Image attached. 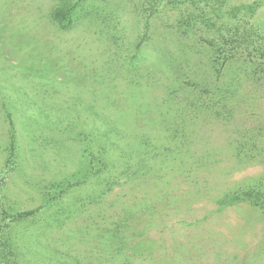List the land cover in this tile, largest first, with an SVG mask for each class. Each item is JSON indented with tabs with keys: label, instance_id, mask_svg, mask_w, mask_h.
Wrapping results in <instances>:
<instances>
[{
	"label": "rangeland",
	"instance_id": "374dc122",
	"mask_svg": "<svg viewBox=\"0 0 264 264\" xmlns=\"http://www.w3.org/2000/svg\"><path fill=\"white\" fill-rule=\"evenodd\" d=\"M56 2L0 0V170H12L0 204L36 210L0 235L18 263L264 264V213L219 208L264 196V0H204L197 36L176 31L173 10L147 18L139 0H86L61 30ZM227 25L254 42L221 67L205 30ZM92 110L120 132L109 162L137 165L110 187L84 152L90 122L105 129ZM63 191L41 230L38 207Z\"/></svg>",
	"mask_w": 264,
	"mask_h": 264
},
{
	"label": "trees",
	"instance_id": "16d2710c",
	"mask_svg": "<svg viewBox=\"0 0 264 264\" xmlns=\"http://www.w3.org/2000/svg\"><path fill=\"white\" fill-rule=\"evenodd\" d=\"M203 1L204 0H139V9L145 14L147 18L153 17L155 15L157 16L158 14L160 15L162 12L168 11L169 9L173 10L177 14L174 24L176 26V31H181L183 35H187L188 33H190L194 36H197L201 32L199 27L197 26L198 15L202 13V9L199 8V4H201V2ZM219 1L221 2L222 0ZM85 9L86 0H57L55 5H53V7L49 11V18L59 29L66 30L73 24L77 23V21L84 16ZM237 30L238 26L231 27L230 25H227L225 32H222L220 29L214 30V28L212 27L205 30V37L207 38H204V41L209 44L207 45V47L211 52L212 62L218 63L219 61H221L220 65L221 67H223L231 58V56L236 54L238 48H240V50L242 49V45H235L238 41L241 44L245 45L243 49H249V46H251L250 43L254 42V36L251 32L236 35ZM213 32L214 34L212 35ZM252 50H254L255 53H258L257 49H255V46H252ZM260 56L264 57V51H261ZM166 58L167 61L170 60L169 52L166 53ZM169 67L173 68V70L176 72L180 71V69L175 65H169ZM173 92H176V90L172 91L171 93ZM193 99L196 100V98ZM172 100L171 102L174 103ZM194 104V101H192L191 106H194ZM98 114L100 115V113H97L94 110H92L90 113L92 117H99ZM100 117L105 129L90 122V134L85 135L84 139V152L86 153L88 158V167L91 170H94L93 172L97 173V175L98 173H100V175L102 173L103 180H107V186L110 187V182L112 181L111 179L116 178L113 175L116 169H118L119 167H123L127 173L132 172V174H134L133 171H136L137 169H132V167H136L137 165H135L131 161L130 156L127 153L124 155H120V158L124 161L118 158L117 162L114 160L112 162H109V152L117 146V143H112L114 132L116 131L119 134L120 132L115 129L110 120L102 115H100ZM9 122L11 123L10 119ZM111 126H113V129L115 131H113ZM89 138L90 143H95V145L89 143ZM7 147V150L10 153L9 155H13L15 153V145L13 141H9ZM109 147H111L110 151L108 149ZM130 152L132 155L134 151L131 149ZM103 158L105 159V162L103 161ZM9 161H13L12 157L8 159V162ZM14 164L15 163L13 161V166ZM140 167L141 166H139L138 168ZM7 170H0V201L4 200L2 189L5 186L8 174H10V172L12 171L9 167H7ZM258 192L262 193L261 190H259ZM63 194H65V191L57 194L54 197H51V201L49 200V202L43 203L40 207H38V223L42 225V227L39 226L41 230L43 229V227H50L52 225V221L50 220L51 213H48L46 211L40 212L41 209L56 204L55 202L63 198ZM242 194L243 200L242 198L232 199L229 202L219 204V208L249 201L250 203H246L250 206L258 208L262 213H264V196L256 199L253 196V192L243 191ZM35 211L36 210L9 213L5 208V203L0 204V235L4 237L3 235H5V233H7L11 229V227L8 228L10 222H15L23 218H29V216L33 215ZM52 213L54 214V210L52 211ZM61 214L62 213H57L56 217L63 218L64 216H66L63 215V217H60ZM6 228H8L7 231ZM27 238L29 239L30 236H28ZM11 243L12 242L10 241L8 236L7 239L0 240V264H19L17 258L19 256L17 254H13V252L11 251ZM40 248L41 247H38V256L41 254V252L39 251ZM63 258L64 259H60L61 264H74V262L70 260L67 261L66 257Z\"/></svg>",
	"mask_w": 264,
	"mask_h": 264
}]
</instances>
